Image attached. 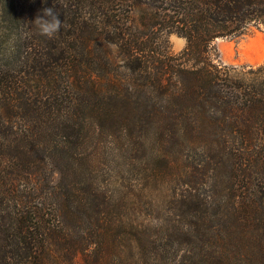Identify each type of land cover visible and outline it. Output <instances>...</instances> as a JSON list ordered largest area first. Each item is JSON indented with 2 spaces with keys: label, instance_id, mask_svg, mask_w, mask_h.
I'll use <instances>...</instances> for the list:
<instances>
[{
  "label": "trees",
  "instance_id": "1",
  "mask_svg": "<svg viewBox=\"0 0 264 264\" xmlns=\"http://www.w3.org/2000/svg\"><path fill=\"white\" fill-rule=\"evenodd\" d=\"M53 6L49 38L33 22ZM0 14V264H264V63L211 52L264 29V0H0ZM105 138L152 152L134 200L96 183ZM167 200L157 227L117 214Z\"/></svg>",
  "mask_w": 264,
  "mask_h": 264
},
{
  "label": "rangeland",
  "instance_id": "2",
  "mask_svg": "<svg viewBox=\"0 0 264 264\" xmlns=\"http://www.w3.org/2000/svg\"><path fill=\"white\" fill-rule=\"evenodd\" d=\"M1 15V14H0ZM171 50L178 53L186 46L185 39L175 34L168 36ZM212 56L220 63L230 66H258L264 63V29H251L247 34L236 38L217 39L211 45ZM94 147V146H92ZM93 150V149H92ZM96 171L93 176L100 189L112 192L115 197L134 200L138 192L150 186L152 152L148 147L128 144L120 140L105 138L93 151ZM169 195L171 191L166 190ZM170 203H159L158 208H148L145 204L132 210L128 205L117 214L128 221L136 219L149 227L163 225L170 218ZM78 259L82 261V257Z\"/></svg>",
  "mask_w": 264,
  "mask_h": 264
},
{
  "label": "clouds",
  "instance_id": "3",
  "mask_svg": "<svg viewBox=\"0 0 264 264\" xmlns=\"http://www.w3.org/2000/svg\"><path fill=\"white\" fill-rule=\"evenodd\" d=\"M59 17L60 12L55 9V6L47 7L36 17L33 24L41 35L51 38L58 34L64 25Z\"/></svg>",
  "mask_w": 264,
  "mask_h": 264
}]
</instances>
